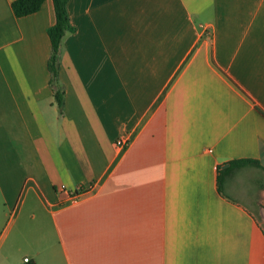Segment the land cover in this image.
<instances>
[{"label": "crops", "instance_id": "obj_1", "mask_svg": "<svg viewBox=\"0 0 264 264\" xmlns=\"http://www.w3.org/2000/svg\"><path fill=\"white\" fill-rule=\"evenodd\" d=\"M11 2L0 264H264V0H67L61 112L52 0Z\"/></svg>", "mask_w": 264, "mask_h": 264}, {"label": "trees", "instance_id": "obj_2", "mask_svg": "<svg viewBox=\"0 0 264 264\" xmlns=\"http://www.w3.org/2000/svg\"><path fill=\"white\" fill-rule=\"evenodd\" d=\"M43 0H12L11 7L16 16H22L36 11ZM67 0H52L54 11V22L47 27V34L50 39L51 51L47 62L53 86V95L59 112L62 110L63 89L57 76L59 48L63 36L72 31L66 12ZM246 164H257L256 160L241 158L229 161V166L239 167ZM219 181V178H218Z\"/></svg>", "mask_w": 264, "mask_h": 264}, {"label": "built area", "instance_id": "obj_3", "mask_svg": "<svg viewBox=\"0 0 264 264\" xmlns=\"http://www.w3.org/2000/svg\"><path fill=\"white\" fill-rule=\"evenodd\" d=\"M126 143H127V141H126L125 138H123V137H121V138H117V139L115 140V144H116V146H118V147H123V146L126 145ZM59 188H60L61 190H64V192L67 194V196H68L69 198H77V196H80L81 193H83V192H82L83 190L81 189L80 186H75L74 188H67L65 185L61 184V185L59 186ZM27 259H28L27 257H24V258H23L24 261H27Z\"/></svg>", "mask_w": 264, "mask_h": 264}]
</instances>
